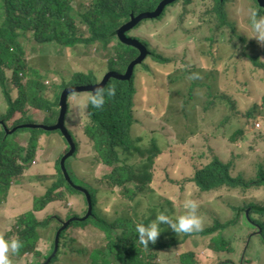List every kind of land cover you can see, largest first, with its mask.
Masks as SVG:
<instances>
[{"label": "trees", "instance_id": "trees-1", "mask_svg": "<svg viewBox=\"0 0 264 264\" xmlns=\"http://www.w3.org/2000/svg\"><path fill=\"white\" fill-rule=\"evenodd\" d=\"M1 1L3 7L0 8V91L7 104V112L4 115H0V121L4 122L13 131L16 127L24 124L52 126L51 123L46 122L52 115L57 122L60 114L59 103L61 95L67 87L95 85L101 83L108 73H126L130 64L139 57L140 52L136 48L122 43L119 39L118 31L128 25L134 17L156 11L163 0ZM211 1L212 4L206 10L204 17L213 16L217 22L209 30L208 35L200 36L202 38L199 46L209 47L207 55L213 59L214 68L218 71L216 67L218 51L213 44L216 37H211V35L212 33L221 34V31H229L233 40L241 42L242 45L247 44L243 48L244 56L253 66H246L244 68L247 71L250 70L253 73L260 74L264 70V45L262 48H257L254 43H249L243 36L237 34L236 25L231 23L228 18L227 5L230 0ZM254 1L257 4V1ZM193 2L194 0H178L168 6L158 18L141 21L132 30L127 32L126 35L129 38L137 40L138 38L132 35L138 31L140 26L148 22H155L158 26V23L166 19L171 13L174 14L178 11H180L178 26L187 24L189 21L188 7ZM256 7L257 11L264 15V10L258 4ZM168 8L170 9L168 10ZM205 21L207 20L204 19L203 23ZM177 29L178 27L176 31ZM156 30L160 32L157 27ZM175 32L172 33L171 37H173ZM190 33L195 37L196 31L193 30ZM30 35L34 37L35 43L40 46H53L58 51L65 50L69 57L65 70H67L71 61L77 67L80 65L85 66V50L95 45L98 46L103 53V59L99 64L98 72L93 69H78L72 73L71 79L68 80L69 83L66 78H61L60 83L46 81L44 75L41 73L42 70L27 60L28 50L26 42L29 39L31 40ZM138 41L146 46L149 52L148 56L135 66L130 80L111 79L108 82L106 87L102 89L105 96L103 106L97 108L91 103L88 106L89 120L87 125H83L84 135L82 139H76L73 136L76 151L71 158L74 157L80 160L92 153L95 154L97 158V170L99 171L97 177L100 182H103V187L93 190L83 186L90 194L93 205L92 215L84 221L78 220L72 222L67 229L61 232L60 241H62L63 245L69 246V237L67 235L71 225L81 223L82 226L73 227L86 230V228L90 227L89 223L91 222H88V220L92 217L91 219L95 223L93 224L96 226L91 227L103 234L101 237L103 245L95 250V253L91 256L86 248L70 251L72 259L69 264H74L78 257L89 256L91 257V264H256V259L243 257L244 250L238 252L237 247L229 244L224 234H221L219 238H213L211 246L203 251L181 253L180 247H178L181 242L178 239L181 237L189 238L192 234L197 235L198 232L177 233L173 232L167 225H161V235L157 239L158 243H150L147 247L140 244L138 233L136 232L137 224L148 225L161 212L175 218L179 216L178 208H182L184 214L186 209L184 206L175 207L176 202L174 199L160 194V192L163 193L164 191L166 193L169 191L168 187L162 188L165 184H162L158 190L153 189L155 182L152 171L155 161L160 159L164 154L162 149L163 143L156 140V137H151V135L147 137L144 134L141 137L135 136L136 128L141 123L139 117L140 111L136 109L138 95L136 82L138 83L140 76L145 74L139 68L141 66L146 67V70L148 69L149 72V74L147 73L148 77H153V71L163 75L168 87L166 104L169 107L172 106L178 109L176 102L173 100L175 96V98L183 96L184 107H190L189 101H187V97L190 96L191 98H195L194 107L197 108L202 105L203 110L208 112L211 108L206 106L207 103L213 107L217 105L218 101L219 103L221 101L226 102L227 97L224 95L221 100L215 98L218 88L212 84L211 75H208L207 80H205V68L195 69L193 72L194 79L186 83L188 73L179 72L180 68L177 71L174 68L176 61L172 57H168L163 53L161 55L152 52L149 50L148 43L140 39ZM186 41L187 39L178 43L168 41V44L171 49H176L181 48ZM163 43L166 44L167 41L164 39ZM111 44H113L112 51H109L110 48L108 47ZM81 51H83L82 54H80ZM200 54L202 55L201 52ZM108 57L110 60L104 64V60ZM78 61L79 64H77ZM137 70L139 71L137 72ZM47 72L49 74L53 73L55 78L63 76L60 69L54 71L47 70ZM170 78H174V80H170ZM199 79H202L212 90V93H208L206 98L196 99L194 95L196 91H200ZM111 89L115 90V95L109 94ZM184 89H187V91L184 92ZM86 94L91 95V97L93 96L92 93ZM73 96H76V94L71 97ZM235 109V102H233V110ZM259 110H262L264 113V96L259 102L255 103L248 115L252 117ZM40 113H48L46 120L43 122L29 123L25 119H20L21 114L26 116V118H34V115ZM69 114L70 110L66 116V123ZM15 118L17 120L13 123ZM23 129L27 130V132L19 135H26L30 131L37 132L33 130L34 128ZM23 129L18 130L14 134L19 133ZM40 130V134L30 135L31 142L27 147L13 142L11 137H8L4 126L0 130V206L9 201L14 188L18 191L16 184L19 183L20 179L29 175V170L35 165H39L36 163L38 152L41 150L40 143L42 137L44 135L52 137L53 134L46 130ZM59 133L62 135L61 132ZM133 135L138 139H135ZM238 135H243V131L240 130ZM149 138H151V144L154 147L149 150L148 154V151L144 150L145 146L143 144ZM63 139L65 143L63 149H67V151H64L58 160L45 158L54 161L56 182L48 189L47 194L43 198L46 197L51 202H69L77 197H81L83 198L85 216L89 210L88 199L84 192L76 190L68 183L61 168V160L70 150L68 142L64 137ZM180 141L182 142L183 140L180 139ZM82 147H86L90 151H83ZM57 149L63 150L62 147H57ZM81 151L83 152L82 157H78L77 155ZM51 152L53 153L54 150ZM67 162L68 172L72 174V170ZM195 169L194 178H191L189 183H186V181L185 183L194 184L202 193L212 194V192L224 188L246 192L252 189H261L264 186L263 165L260 166L257 177L248 182L243 179V176H232L231 166L222 162L219 157H214L210 162H206L203 168L199 169V167H196ZM71 177L75 184L80 185V182H76V176L71 175ZM104 183H107L108 186ZM62 189H64L63 192H61ZM107 189H111L110 192L104 193ZM57 192L59 193L57 194ZM65 192H68L67 195H65ZM99 194L102 195L99 197ZM144 197L148 198L149 204L143 202ZM159 197L162 198L159 199ZM119 198H125V202L128 203V208L124 211L114 210L113 205L117 203ZM164 198L167 199L161 203ZM102 200H108V202H102ZM102 206L105 207V218H102L97 212L98 207L101 211ZM35 208H27L19 220L14 218L15 225L13 224V230L5 232L6 237H18L23 243L22 248L18 252L10 254V260L13 263H20L25 256L34 254L37 261L33 264H45L55 253V239L51 252L43 254L40 249L41 238L38 237L40 236L38 228L41 226H51L53 221L49 224L38 221L36 214L40 209L36 206V202ZM249 208H252L253 214L264 215V205L252 204ZM113 211L116 213V216H113ZM240 211L243 210L239 209L238 213ZM202 213V206H198L197 214L203 220ZM239 215L233 221L218 227L226 230L236 225L241 218ZM72 216L77 218L78 215L72 214L69 217ZM0 217L3 216L0 215ZM244 219L249 223V226H259L260 230L262 229V233L260 234L258 227L254 233L247 234L244 239L246 240L247 248L252 243L253 238L258 239L264 244V221L255 220L245 211ZM215 228L216 226L206 228L203 234L206 236L213 235ZM63 245H59L58 252L50 264H67L64 261L65 259H60L62 255H65L64 252H61V255L58 257ZM214 245L219 246L215 248ZM228 245L230 246L229 249L227 248ZM252 248L254 246L251 245L250 249ZM165 250L167 251V256L163 254ZM225 251L227 254H224ZM201 254L206 258V261L201 259Z\"/></svg>", "mask_w": 264, "mask_h": 264}, {"label": "rangeland", "instance_id": "rangeland-1", "mask_svg": "<svg viewBox=\"0 0 264 264\" xmlns=\"http://www.w3.org/2000/svg\"><path fill=\"white\" fill-rule=\"evenodd\" d=\"M211 4V0H194L191 6L188 7L189 21L187 24L178 26V15L180 14V11H178L174 14L171 13L166 19L158 23V26L155 22L143 24L132 36L148 43L149 49L152 52L163 53L168 57H172L176 61L174 68L177 71L180 68L179 72L181 73H188L186 83L194 79L193 72L195 69L205 68V80H207L208 75H211L212 84L218 88L215 98L221 100L225 95L227 97L226 102L221 101L219 103L218 101L217 105L213 107L207 103L206 106L211 109L205 112L202 105L197 108L193 106L195 98L187 97L190 107L185 108L183 96H178L177 98L175 96L173 100L176 102L178 109L172 106L169 107L166 104L168 87L163 75L153 71V77H148V69L146 70V67L141 66L139 70L145 74L140 76L138 83L136 82L138 90L136 109L140 111L139 117L141 123L136 128L135 136L141 137L144 134L147 137L151 135V137H156V140L163 143L162 149L164 154L160 159L155 161L152 171L155 182L153 189L158 190L162 184H165L162 188L168 187L169 191L166 193L163 191L160 194L174 199L176 202L175 207H183L188 201H195L198 206H202L203 228L200 231H195L198 232L197 235L192 234L189 238L181 237L178 239L181 242L180 246H178L181 253L203 251L211 246L213 238H219L221 234H224L226 241L232 244V246L237 247L238 252L244 250L243 257L256 259V264H259L260 260H262L260 264H264V244L258 239L253 238L252 243L247 248L246 240H244L248 233H254L258 227L249 226V223L244 219V211L247 212L249 210V216L255 220L264 221V215L253 214L252 208H249L252 204L264 205V186L261 189H252L246 192L224 188L212 192V194H207L200 192L194 184H186L190 182L191 178H194L196 167H199V169L203 168L204 164L210 162L214 157H219L222 162L231 166L232 176H243V179L247 182L255 179L260 166H264V136H262L264 135V113L262 110H259L252 117L248 115L255 103L259 102L264 96V70L260 74H256L244 68L246 66H253L244 56L243 48L247 44L242 45L241 42L233 40L229 31H221V34L212 33L211 35V37H216L213 44L218 51V59L216 60L218 71L214 68L213 59L207 55L209 47L199 46L202 38L200 36L208 35L209 30L217 22L213 16L204 17L206 10ZM256 5L254 0H230L227 5V12L229 21L236 25L237 34L243 36L249 43H254L257 48H262L263 45L253 38L254 32L252 31L249 19L251 10H257ZM1 7H3V3L0 0ZM204 19L207 20L205 23H203ZM156 27L162 33L158 32ZM193 30L196 31L195 37L190 33ZM173 32L175 34L171 37ZM30 38L31 40L29 39L26 42L28 50L27 60L42 70L41 73L44 75L46 81L60 83L61 78H66L68 81L71 79L72 73L78 69H93L98 72L99 64L103 59V53L98 46L95 45L85 50V66L80 65L77 67L71 61L67 70H65L66 62L69 60L65 50L58 51L53 46H40L35 43L32 35H30ZM164 39L167 41L166 44L163 43ZM186 39L187 41L183 43L181 48L171 49L169 47L168 41L178 43ZM112 46L113 44L109 45V51H112ZM108 60H110L109 57L104 60V64ZM77 64H79V61ZM54 67L60 69L63 76L55 78L53 73L49 74L47 72V70H56ZM170 80H174V78H170ZM199 84L200 91H196L194 94L196 99L206 98L208 93H212L211 88L202 79H199ZM183 91L186 92L187 89ZM3 97L0 91V115H4L7 112V104ZM90 98L91 95L82 93L76 94V96L70 99V114L66 124L72 137L74 136L76 139H82L84 135L83 125H87L89 120L87 110ZM233 102H235V110H233ZM46 116H48V113L34 115V118H26V116L21 114L20 119H25L29 123H36L45 121ZM16 120L17 118L14 119L13 123ZM46 122L55 125L58 121L56 122V119L52 115ZM2 128L3 125L0 124V130ZM33 130L37 132L30 131L26 135H19L27 132V130L23 129L17 134L8 135V137H11L13 142L27 147L31 142L30 135L34 136L41 133L40 129ZM240 130L243 131V135H238ZM51 133H53L54 140L45 135V137L43 136L44 138L42 137L43 140L40 143L41 150L38 152L36 163L39 165H35L36 167L34 166L29 170V175L20 179L19 183L16 184L18 191L15 188L14 190L12 189L9 201L0 206V215L3 216L0 217V233L5 234V232L13 230V224L15 225L14 218L19 220L27 208H35L36 202V206L40 209L36 214L38 221L45 224L53 221L51 226L39 229L40 236L38 237L41 238L40 249L43 254H48L53 250L54 239L57 236L56 233H58L57 230L60 226H63L60 221L74 219L75 217L69 216L77 214L79 207V213L83 212V205L81 204V202L83 203V198L81 197V202L78 203L79 206L75 201L51 202L46 197L43 198L47 194L48 189L56 182L54 161L45 158L58 160L61 154L67 151V149H63L65 147L63 136L59 132ZM135 136L133 135L135 139H138ZM180 139L183 141L181 142ZM59 144L63 150L57 149V145ZM143 146H145L144 150L148 151L149 154V150L154 147L151 144V138ZM82 148L83 151H90L86 147ZM52 150H54L53 153L51 152ZM82 154L83 152L81 151L77 156L82 157ZM96 160V155L92 153L86 158L79 160L73 157L67 162L72 170V174L69 175L70 177L71 175L77 177L76 182H80L79 187L82 188L84 186L93 190L94 188L103 187V182H97L99 171L97 170ZM104 184L108 186L107 183ZM110 190L107 189L104 193H109ZM63 191L64 189L61 192ZM117 192L119 193V191ZM67 193L65 192V195ZM101 195L99 194V197ZM161 198L159 197V199ZM167 198L162 199L161 203ZM125 200V198H119L117 203L113 205L114 210H126L128 203ZM102 202H108V200H102ZM143 202L149 204L148 198L144 197ZM239 209L243 211L238 213ZM166 210L169 211L168 208ZM97 212L102 218H105L104 206H102L101 211L98 207ZM178 214L179 216L184 215V210L178 208ZM238 214H240L239 217L241 218L236 225L226 230L218 227L233 221ZM113 216H116L114 211ZM91 218L88 220V222H91L89 223L90 227L86 228V230L73 227L82 226L81 223L71 225L68 231L69 236L67 235L69 237V246L63 245L61 241L63 246L58 257L61 255V252H64L65 255H62L60 259H65L64 261L67 264L71 263L72 254L69 252L72 250L86 248L91 256L95 253V250L102 247L103 241L101 237L103 234L91 227L96 226ZM213 226H216L213 235L206 236L203 234L206 228H212ZM260 233H262V229L260 230L259 228ZM158 242L156 241V243ZM251 245L254 248L250 249ZM218 246L214 245L215 248ZM227 248L229 249L230 246L228 245ZM163 254L167 256V251H163ZM224 254H227V252L225 251ZM90 256L78 257L74 264H91ZM201 259L206 261L203 254H201ZM36 261V255L33 254L25 256L17 264H33ZM11 264L16 263L11 262Z\"/></svg>", "mask_w": 264, "mask_h": 264}, {"label": "water", "instance_id": "water-1", "mask_svg": "<svg viewBox=\"0 0 264 264\" xmlns=\"http://www.w3.org/2000/svg\"><path fill=\"white\" fill-rule=\"evenodd\" d=\"M178 0H163L161 2V4L158 6V8L156 9V11L154 12H147L144 13L138 17H134L132 19V21L124 26L122 29H120L118 31V36L119 39L122 43L126 44L127 46H131L133 48H136L137 50H139L140 55L139 57L134 60L130 66L128 67V70L126 73L122 74V73H118V72H111L108 73L104 79L102 80L101 83L99 84H95V85H80V86H71L66 88L62 95H61V99H60V103H59V107H60V114H59V118H58V122L55 125L52 126H48V125H43V124H24L21 126H18L17 128H15L13 131H11L4 122L0 121V124H2L6 131L7 134H14L15 132H17L20 129L23 128H34V129H42V130H46L49 132H55V131H59L62 133L63 137L66 139V141L69 144L70 150L69 152L64 155V157L61 160V168L62 171L64 173L65 179L68 181V183L71 184V186H73L76 190H80L82 192H84L85 196L88 199L89 202V210L87 212V214L85 215L84 218H80V220H86L88 219L91 215H92V211H93V205H92V201L90 199V194L87 191V189L85 188H81L78 185H76L73 180L71 179L67 168H66V162L69 158H71L75 151H76V144L75 141L71 135V132L69 130V128L67 127L66 124V116L68 114L69 111V102H70V97L72 95L75 94H82V93H92L93 95L96 93V91L102 90L106 87V85L108 84V82L111 79H118V80H130L132 78L133 72H134V68L136 65L140 64L147 56H148V49L146 48L145 45H143L140 41L135 40L133 38H129L126 33L129 32L130 30H132L135 26H137L141 21L144 20H153L158 18L160 15H162L165 11V9L174 4L175 2H177ZM258 3V6L264 10V0H256ZM249 213V211H247V214ZM79 218H74L72 220L69 221H64L62 222V227L59 229L57 236H56V240H55V253L53 254V256L50 258V260L45 263V264H50L53 260V258L55 257V255L58 252V248H59V244H60V235L61 232L65 229H67L69 227V225L74 222V221H78Z\"/></svg>", "mask_w": 264, "mask_h": 264}, {"label": "clouds", "instance_id": "clouds-1", "mask_svg": "<svg viewBox=\"0 0 264 264\" xmlns=\"http://www.w3.org/2000/svg\"><path fill=\"white\" fill-rule=\"evenodd\" d=\"M249 19L252 31L254 32L253 38H255L261 45H264V15L253 9L250 12ZM109 94L115 95V90L111 89ZM104 102V93L99 89L90 98V103L97 108L102 107ZM184 207L186 209L184 215L173 218L172 216L161 212L157 215L156 219L148 225L142 223L137 224L136 232L138 233L140 244L145 247L149 246L150 243L155 244L161 235V225H167L173 232L177 233H192L202 230L203 220L197 214V203L195 201H188L185 203ZM62 222L64 221H60V223ZM40 228H43V226L39 227L38 231ZM258 228L260 227L258 226ZM22 246L23 243L18 237H6L5 234L0 233V264H11L10 254L18 252Z\"/></svg>", "mask_w": 264, "mask_h": 264}, {"label": "crops", "instance_id": "crops-1", "mask_svg": "<svg viewBox=\"0 0 264 264\" xmlns=\"http://www.w3.org/2000/svg\"><path fill=\"white\" fill-rule=\"evenodd\" d=\"M45 136H47V135H45ZM44 136V137H45ZM43 137V138H44ZM47 137H49V136H47ZM43 138H42V140H43ZM49 138H53V140H54V136H52V137H49ZM57 147H60V145H57ZM53 148H55V147H53ZM97 182H99V180L97 179ZM99 188V187H98ZM94 189H96V188H94ZM73 201H75V202H77V204L79 203V202H81L80 201V197H77V198H75V199H73ZM81 204L83 205V212L82 213H79L80 212V207H79V211H78V213L77 214H75V215H78L77 217H83L84 216V214H85V208H84V204L81 202ZM78 206H79V204H78ZM78 230V229H77ZM76 230V231H77ZM81 230H83V229H81ZM79 238V237H78Z\"/></svg>", "mask_w": 264, "mask_h": 264}]
</instances>
